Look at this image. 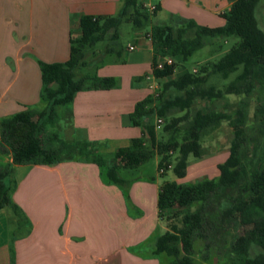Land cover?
Masks as SVG:
<instances>
[{
  "label": "trees",
  "instance_id": "16d2710c",
  "mask_svg": "<svg viewBox=\"0 0 264 264\" xmlns=\"http://www.w3.org/2000/svg\"><path fill=\"white\" fill-rule=\"evenodd\" d=\"M230 8L222 13L223 25L209 26L195 19H184L180 25L153 24L148 32L153 45L152 73L158 79L156 92L139 100L130 114L131 123L142 134L131 139L128 146L112 152H99L93 141L68 140L57 129L62 113H71L76 94L84 88L110 89L118 84L114 76L84 74L77 69L87 66V52L101 41L111 45L105 52L121 56L119 28L126 20L142 28L158 10L149 11L140 0H123L118 15L84 14L80 17L81 35L71 39L70 55L65 61H39L44 108L27 107L0 117V155L11 160L0 162V209L12 210L11 222L21 226L27 222L21 206L13 199L17 187L16 164L55 165L65 160L96 163L106 183L118 185L128 200L124 186L129 180L121 169L137 168L156 152L162 155L159 169L172 165L171 153L179 157L173 166L178 177L186 174L190 155L204 154L201 138L209 129L229 120L234 129L228 157L218 164L219 176L192 183L165 181L158 193L159 216L182 209L181 223H169L168 230L157 236L152 256L162 264H264V153H250L248 99L257 90L260 103L251 128L264 136V29L256 10L261 0H229ZM238 36L240 40L217 61L208 60L195 71L178 61L188 59L203 47L207 38ZM96 53V52H94ZM171 56L172 64L159 68L163 57ZM235 77L223 88L207 85L212 74ZM147 75L144 76V78ZM244 93L236 115L225 112L194 113L182 141L174 137L159 140L156 122L161 117L169 131L187 119L197 99H217L225 94ZM63 110V111H62ZM185 111L181 116H174ZM200 244L197 245V242ZM199 247V248H197ZM258 247L255 255L253 248ZM196 254L200 255L198 259ZM170 258V259H167Z\"/></svg>",
  "mask_w": 264,
  "mask_h": 264
},
{
  "label": "crops",
  "instance_id": "0c3cea01",
  "mask_svg": "<svg viewBox=\"0 0 264 264\" xmlns=\"http://www.w3.org/2000/svg\"><path fill=\"white\" fill-rule=\"evenodd\" d=\"M196 1L143 3L158 5L154 15L169 11L179 23L189 18L209 26L226 22L222 13L231 1ZM122 3L0 0V117L27 107L44 108L39 61L67 60L71 39L81 35L80 17L113 15ZM139 40L140 52L118 65L130 66V85L122 76L123 85L118 82L110 89L79 91L71 113H62L57 126L60 136L93 141L97 151L107 153L128 146L133 137L142 134L140 127L132 125L130 114L139 100L153 92V80L144 76L152 73L154 51L148 32ZM114 69L103 66L98 74L114 76L118 73ZM10 160L9 155H0L1 163ZM14 176L13 199L23 209L28 228L18 236L8 227L7 237L0 243V264H162L152 256L155 239L168 230L170 221L169 213L159 216L160 185L136 182L127 200L118 185L103 180L96 163L80 160L16 164ZM7 210L0 209V214H8L9 224L12 214Z\"/></svg>",
  "mask_w": 264,
  "mask_h": 264
},
{
  "label": "rangeland",
  "instance_id": "374dc122",
  "mask_svg": "<svg viewBox=\"0 0 264 264\" xmlns=\"http://www.w3.org/2000/svg\"><path fill=\"white\" fill-rule=\"evenodd\" d=\"M140 1L159 3V0ZM198 2L205 3L206 0H197L196 3ZM118 12L119 9L116 10L113 15H118ZM256 14L260 27L264 29V0H261L259 2ZM156 23H169L173 25H180V23L177 21V18H174L169 11L160 12L157 15H152L149 22L142 28H136L134 27L132 22L124 20L119 28L120 37L118 47L122 49L121 56L118 57L117 54L114 52H105V49L109 47L111 43L108 40L101 41L95 45L94 49H91L87 52L86 59L89 64L85 67L77 69L78 76H82L84 74H98V70L101 69L103 66L106 69L109 67H115L114 72L118 73H116L114 77L118 79V82L120 83L118 84L123 85V79L121 80L122 76H124V83L128 82L129 84V77L131 75V71L129 69L130 66L119 67L118 65H122L132 56H135L136 53L140 52L139 38L141 34L149 32L151 30L152 25ZM239 40L240 38L238 36L207 38L205 45L197 49L188 59L183 60L179 58L178 61L180 62V66L183 65L190 70H193L194 68H200V66L208 60L217 61L218 59H220ZM130 44L137 46L134 51L129 50L128 46ZM132 70L135 71V68H133ZM234 77L235 73H232L228 78H223L218 74H212L208 79L207 85H214L217 88L224 89ZM132 81L135 85L139 82L136 76L132 78ZM141 83L142 85H144L143 82ZM158 85L159 82L157 81V86ZM245 96L246 94L244 93H231L225 94L223 97L214 100L197 99L195 100L187 119L181 121L177 127L169 131L163 128L166 122L163 123L160 128H157V136L159 140L162 141H166L171 137L182 141L184 135L187 133L188 127L196 110L201 109L204 112H225L231 116H235L236 110L239 107V103L242 99L245 98ZM248 102V127L246 128V131L250 138V153H264V136L258 130L250 127L252 125V122L254 121L255 110L258 104L260 103V93L256 90L252 94V96L249 97ZM42 103L46 102L42 100ZM184 113L185 111H178L174 114V116H181ZM151 121L155 123L156 117L151 118ZM61 123L64 122L62 121ZM233 138L234 129L232 127L231 122L227 119L221 121L219 125L213 128H209L201 138V142L204 149L203 156H189L186 174L182 178L177 176L173 168L179 157L177 150H174V152L171 153V160L173 166L164 169V171H161L159 169V162L162 158V155L158 152H156L151 159H149L137 168L121 169V176L129 180L127 186H124L125 190L127 191L126 193L129 195V199L130 189L136 182H141L142 184H145L147 186L150 184H156L161 186V184L165 181L177 180L182 183H192L206 178L211 179L218 177V164L223 162L228 157ZM7 211L12 214V210L10 208H8ZM183 212L184 211L182 209H177L173 211L170 214V217L172 219H170V221L168 222V227L169 223L172 222L180 224ZM7 215L8 214H0V243L3 242L7 237L6 235L8 232V227L11 228L12 234L14 233L18 236L22 235L23 232H25V230L28 228V225L26 223H23L21 226H18L16 223L10 222L8 224ZM199 244L200 241L197 242V245ZM257 250H259L258 247L253 248L251 251L252 255H255ZM196 257L199 259L200 255L196 254ZM164 264H168V262L166 261Z\"/></svg>",
  "mask_w": 264,
  "mask_h": 264
},
{
  "label": "built area",
  "instance_id": "2783aa9c",
  "mask_svg": "<svg viewBox=\"0 0 264 264\" xmlns=\"http://www.w3.org/2000/svg\"><path fill=\"white\" fill-rule=\"evenodd\" d=\"M145 5L147 6V8H148L149 11H154L155 8H156V5H147V4H145ZM149 37H150V35H149ZM129 48L131 50H133L135 48V46L134 45H130ZM172 63H173V58L171 56H167V57H163L161 60H159L157 66L159 68H163L165 64H172ZM194 70L196 71L197 69L194 68ZM146 78L153 80V83L151 84V88H152L153 92H156V90L158 88V86H157L158 79L154 76L153 73H151L150 75H147ZM163 122H164V119L163 118L157 117L156 118V126H157V128H160L162 126ZM161 171H163V169H161Z\"/></svg>",
  "mask_w": 264,
  "mask_h": 264
}]
</instances>
